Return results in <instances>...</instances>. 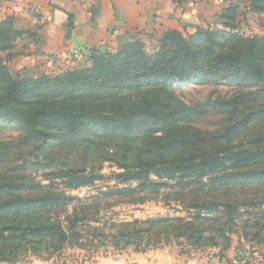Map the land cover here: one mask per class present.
Segmentation results:
<instances>
[{"label":"trees","instance_id":"16d2710c","mask_svg":"<svg viewBox=\"0 0 264 264\" xmlns=\"http://www.w3.org/2000/svg\"><path fill=\"white\" fill-rule=\"evenodd\" d=\"M248 13H264V0H232L219 28H166L114 51L94 47L84 63L51 74L10 68L18 41L32 33L13 16L0 20V123L18 127L14 144L36 153L0 167V262L78 246L145 252L179 239L200 250L234 228L238 240L264 248V34L240 30ZM172 83L244 90L211 103L232 119L209 131L189 122L194 109ZM48 146L68 155L39 159ZM106 162L117 170L104 176ZM39 170L41 180L32 178ZM104 179L113 184L94 194L67 193ZM158 195L187 215L101 221L110 199ZM236 250L243 261V245Z\"/></svg>","mask_w":264,"mask_h":264},{"label":"crops","instance_id":"0c3cea01","mask_svg":"<svg viewBox=\"0 0 264 264\" xmlns=\"http://www.w3.org/2000/svg\"><path fill=\"white\" fill-rule=\"evenodd\" d=\"M232 0H0V20L14 17V26L25 33L7 60L13 71L30 74L62 72L84 63L91 48L114 51L124 43L149 36L166 28L191 34L197 26L219 28L222 10ZM255 14L248 13L247 15ZM263 14V13H262ZM242 21L239 28L245 32ZM249 34V33H246ZM264 34V33H263ZM262 35V34H259ZM79 51L81 58L73 57ZM7 52H0L6 57ZM80 63V64H79ZM250 259L256 248L244 245ZM196 250L178 253L169 248L135 252L131 248L116 256L100 257L95 264H241L229 252L228 258L206 257ZM237 251V250H236ZM60 257L39 259L30 256L16 263L0 264H78ZM64 260V261H62ZM256 263V262H255ZM251 261V264H255ZM264 264V257L260 258ZM81 264H89L84 261Z\"/></svg>","mask_w":264,"mask_h":264},{"label":"rangeland","instance_id":"374dc122","mask_svg":"<svg viewBox=\"0 0 264 264\" xmlns=\"http://www.w3.org/2000/svg\"><path fill=\"white\" fill-rule=\"evenodd\" d=\"M242 24L245 28L246 33L263 34L264 13H255L247 15L245 19L242 20ZM47 73L51 74L52 72ZM172 85L173 87H176V93L178 94L180 99L183 102L187 103L189 106L193 107L194 109V113L190 118L189 122L199 128L207 129L209 131H215L220 129V127L225 124H228V122L232 119L228 114L227 110L218 108L211 103L215 102V100L218 98H228L236 94V92L244 90L243 87H237L236 85H199L195 83H185L180 85L178 83H172ZM20 131L21 130L18 127L11 123H0V167H12L16 163H20L24 159L33 160L36 154L34 151H32L30 148L19 147L14 144L15 140L20 135ZM58 150L62 151L58 153ZM64 151L65 149H63L62 147L48 146L45 151H42L41 154H39V159L51 160L52 158H62L68 155H65ZM27 168L33 169L30 166ZM38 169L43 168L39 167ZM116 170L117 168L114 165H111L109 162H106L102 165L100 172L104 174V176H107ZM42 172V170L33 172L32 178H35L36 180H41V176H43ZM46 182V180L42 181V183ZM111 184H113L112 180L107 181L106 179H104L103 181H99L98 183H96L95 186L81 187L69 190L67 193L78 197H85L90 194L96 193L98 189H105V186ZM108 204L109 205H102L103 208L101 210V221L106 220L107 218L113 220L114 222H120L130 221L133 219L144 220L146 218L156 216L174 217L187 215V212L184 210L182 204H180L178 201L166 200L165 198H163L162 195L154 196L148 200H145L142 203L115 202L114 199H110L108 201ZM237 228H241V226L238 225ZM238 230L239 229H237V231ZM226 234L228 235L227 240L225 238H220L218 239V245L208 244L207 246L200 248V250L192 247L191 245H188L187 242L183 239L172 241L167 246H169V248L171 249L177 250L178 253H190V251L196 250L198 253L204 254V256L206 257L210 256L211 258L222 255L223 257H225L229 254V252H232L231 250L233 249V253L231 255H233V258L236 260V247L239 248L241 244L243 245V247L245 244H249L256 249H250V251L252 252L250 259H248V256L242 262L247 260L249 261V264H251V261H253L254 263L256 262L255 264H260V258L264 257L263 246L258 245L256 243L251 244L250 242L244 239H242V241L238 240L239 238L238 234L236 233V228H234L232 231L226 230ZM207 243L212 242L211 240H209ZM103 249L104 248H101L95 251L93 249H84L79 246L73 248L67 247V249H65L63 252L62 258L64 260H72V262L77 261L78 264H81L84 261H88L89 264H95L100 257L102 258L108 255L116 256L118 254H121V252L125 251H117L112 248H108L106 250ZM247 250L245 254L249 252ZM30 256L43 259L34 254H29L24 260H26Z\"/></svg>","mask_w":264,"mask_h":264},{"label":"built area","instance_id":"2783aa9c","mask_svg":"<svg viewBox=\"0 0 264 264\" xmlns=\"http://www.w3.org/2000/svg\"><path fill=\"white\" fill-rule=\"evenodd\" d=\"M220 2H223L224 0H219ZM81 53L79 51H74L73 52V57L76 58V59H79L81 58Z\"/></svg>","mask_w":264,"mask_h":264}]
</instances>
